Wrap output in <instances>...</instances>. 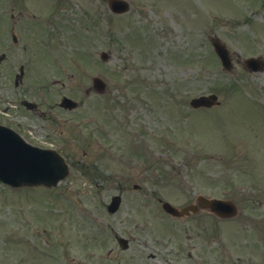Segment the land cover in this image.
Listing matches in <instances>:
<instances>
[{"label": "rangeland", "instance_id": "1", "mask_svg": "<svg viewBox=\"0 0 264 264\" xmlns=\"http://www.w3.org/2000/svg\"><path fill=\"white\" fill-rule=\"evenodd\" d=\"M126 1L123 16L105 0L46 3L31 46L0 64L1 120H20L31 144L51 146L70 166L55 188L0 184V264H199L186 260L201 255L190 251L201 249L199 224L224 244L264 234V67L248 72L241 62L264 61V0ZM211 37L228 51L230 72ZM19 60L25 76L15 88ZM93 76L105 93H86ZM63 93L79 107L60 114L69 121L61 127L18 105L34 98L40 112L57 111ZM209 94L219 106L190 109V99ZM43 125H53L52 138ZM117 194L120 209L109 215ZM197 196L245 203L219 221L203 212L172 219L158 203L182 208ZM112 231L130 240L126 251Z\"/></svg>", "mask_w": 264, "mask_h": 264}, {"label": "flooded vegetation", "instance_id": "2", "mask_svg": "<svg viewBox=\"0 0 264 264\" xmlns=\"http://www.w3.org/2000/svg\"><path fill=\"white\" fill-rule=\"evenodd\" d=\"M90 0H70V2H80ZM47 2H68V0H0V49L11 51L14 49H28L30 40L34 34L39 35L42 21L35 20L36 17L45 16ZM33 10V11H31ZM5 58H8L6 54ZM7 60V59H5ZM24 69V67H23ZM6 71V70H5ZM44 116V115H43ZM46 118V117H45ZM44 118V119H45ZM49 121V118H47ZM44 134L47 139L52 138L50 133L53 125H43ZM60 127L62 125H55ZM50 129H47V128ZM205 213V212H204ZM207 215V213H206ZM211 215V214H210ZM216 219L222 220L218 217ZM204 225L199 224V239L201 249H191L198 252L200 256L188 254V262L195 261L193 257L199 258L195 261L199 264H264V240L262 244H255L254 240L244 239L240 244H235V249L223 243L220 233L214 234L212 238L208 236ZM214 244L213 247L211 244ZM214 248V249H212ZM244 249L249 251H243ZM216 260L213 261V258ZM170 262H172L170 260Z\"/></svg>", "mask_w": 264, "mask_h": 264}, {"label": "water", "instance_id": "3", "mask_svg": "<svg viewBox=\"0 0 264 264\" xmlns=\"http://www.w3.org/2000/svg\"><path fill=\"white\" fill-rule=\"evenodd\" d=\"M110 9L115 13H123L127 11V5L121 0H108ZM212 45L221 58L226 69H229V61L227 60L226 51L216 40H212ZM102 59H106V55L102 54ZM254 60L245 63L252 68ZM256 65V64H255ZM257 66V65H256ZM253 68L256 67L253 65ZM96 90H102V84L95 85ZM67 106L74 104L65 100ZM216 96L199 97L192 99L190 105L194 108L211 107L216 105ZM67 167L62 158L52 151L38 150L29 147L21 142L17 137H13L0 130V181L11 187L37 186L46 187L56 186V184L64 179L67 175ZM215 202V201H213ZM209 205L207 202H204ZM119 204V198L114 197L109 206V210L114 212ZM211 206V205H210ZM167 213L174 216H182L186 210L177 211L167 203L162 205ZM218 209H222L219 207ZM232 211H228L230 214ZM123 248H126V242L120 240Z\"/></svg>", "mask_w": 264, "mask_h": 264}]
</instances>
